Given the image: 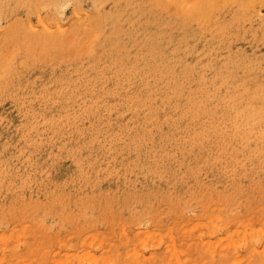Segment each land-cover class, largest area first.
Segmentation results:
<instances>
[{"label": "rangeland", "instance_id": "rangeland-1", "mask_svg": "<svg viewBox=\"0 0 264 264\" xmlns=\"http://www.w3.org/2000/svg\"><path fill=\"white\" fill-rule=\"evenodd\" d=\"M263 144L264 0H0V264H264Z\"/></svg>", "mask_w": 264, "mask_h": 264}, {"label": "bare ground", "instance_id": "bare-ground-1", "mask_svg": "<svg viewBox=\"0 0 264 264\" xmlns=\"http://www.w3.org/2000/svg\"><path fill=\"white\" fill-rule=\"evenodd\" d=\"M263 145H264V144H263ZM125 229H126V228H125ZM123 232H125V231H123ZM221 239H222V238H221ZM128 240H129V239H128ZM172 240H173V239H172ZM243 241H244V240H243ZM92 242L94 243V241H92ZM92 242H91V243H92ZM143 242H144V241H143ZM167 242H168V241H167ZM171 242H172V241H171ZM171 242H170V243H171ZM84 243H86V242H84ZM101 243H102V242H100V244H101ZM163 243H164V242H163ZM168 243H169V242H168ZM168 243H167V244H168ZM217 243H218V242H217ZM86 244H87V243H86ZM88 244H89V243H88ZM161 244H162V242H161ZM237 244H238V243H237ZM240 244H241V243H240ZM240 244H239V245H240ZM90 245H91V244H90ZM101 245H102V244H101ZM234 245H235V244H234ZM170 246H171V245H170ZM170 246L168 245L167 248L170 247ZM173 246H174V244H173ZM219 246H220V245H219ZM235 246H236V245H235ZM83 247H84V246H83ZM224 247H225V246H224ZM238 247H239V246H238ZM87 248H88V247H87ZM164 248H165V247H164ZM167 248H166L165 250H167ZM222 248H223V247H222ZM225 248H226V247H225ZM90 249H91V248H90ZM90 249H89V250H90ZM168 249H169V248H168ZM235 249H237V248H235ZM77 250H78V249H77ZM80 250H81V249H80ZM84 250H85V249H84ZM175 250H176V249H175ZM82 251H83V250H82ZM91 251H92V250H90L89 252H90V254L92 255L93 253H92ZM161 251H162V249H161ZM178 251H179V250H178ZM77 252H78V251H77ZM77 252H76V253H77ZM134 252H135V251H134ZM169 252H170V251H169ZM76 253H75V254H76ZM175 253H177V252L175 251ZM75 254H74V255L71 254V255H73V256L75 257ZM80 254H82V253L80 252ZM80 254H79V255H80ZM83 254H86V252H84ZM90 254H89V253L87 254V255H89V257H88L87 255H84L83 258L80 259V260H79V257H80V256H78V258L76 257V258L78 259V260L76 259L77 262H78L77 264H98L100 261L102 262V260H104V259H103L104 257H102L103 255L100 256L102 260L99 261V260L97 259V258H99V256H97V255L95 254V255L97 256V257L95 258V257H94L95 255L91 256ZM97 254H98V253H97ZM238 254H239V253H238ZM69 255H70V254H69ZM69 255H68V256L66 255V256L69 258ZM100 255H101V254H100ZM161 255H163V254H161ZM235 255H236V254H235ZM86 256H87V257H86ZM90 256H91L92 258H90ZM67 257H65V258H67ZM81 257H82V256H81ZM93 257H94V258H93ZM179 257H180V256H179ZM214 257H216V256H214ZM70 258H71V257H70ZM70 258H69V260H70ZM105 258H106V257H105ZM110 258H111V257H110ZM110 258H108V264L113 263V262L116 260V259H113V262H110V260L112 261V259H110ZM113 258H114V257H113ZM138 258H139V257H138ZM138 258H137V260H138ZM155 258H156V257H155ZM239 258H240V257H239ZM74 259H75V258H74ZM99 259H100V258H99ZM109 259H110V260H109ZM134 259H135V258H133V260H134ZM139 259H140V258H139ZM159 259H160V257H159ZM179 259H180V261H178V264L186 263V262H182L183 260H181V258H179ZM179 259H178V260H179ZM62 260H63V259H62ZM71 260H73V259H71ZM97 260H98L99 262H98ZM106 260H107V259H106ZM133 260H132V261H133ZM157 260H158V258H157ZM185 260H186V259H185ZM239 260H240V259H239ZM241 260L243 261V260H245V258H244V259H241ZM73 261H74V260H73ZM128 261H129V260H128ZM134 261H135V262H139V260H138V261L134 260ZM69 262H70V261H69ZM101 262H100V263H101ZM103 262H104V261H103ZM117 262H118V260L115 262V264H116ZM135 262H134V263H135ZM140 262H143V261H141V259H140ZM140 262H139V263H140ZM236 262H237V261H236ZM238 262H239V261H238ZM245 262H246V260H245ZM61 263H62V262H61ZM66 263H68V260H67ZM70 263H71V262H70ZM70 263H68V264H70ZM72 263H73V262H72ZM100 263H99V264H100ZM104 263H105V262H104ZM104 263H103V264H104ZM106 263H107V261H106ZM139 263H138V264H139ZM161 263H162V261H161ZM233 263H234V262H233ZM240 263H241V262H240ZM59 264H60V261H59ZM113 264H114V263H113ZM243 264H245V263H243Z\"/></svg>", "mask_w": 264, "mask_h": 264}]
</instances>
